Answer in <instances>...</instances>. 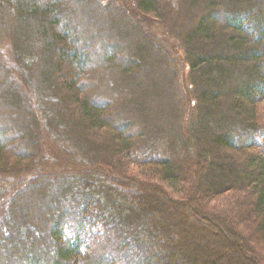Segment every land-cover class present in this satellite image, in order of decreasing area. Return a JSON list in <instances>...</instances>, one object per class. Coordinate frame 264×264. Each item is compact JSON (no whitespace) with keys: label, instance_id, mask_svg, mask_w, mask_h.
<instances>
[{"label":"trees","instance_id":"1","mask_svg":"<svg viewBox=\"0 0 264 264\" xmlns=\"http://www.w3.org/2000/svg\"><path fill=\"white\" fill-rule=\"evenodd\" d=\"M61 1L0 0V11L7 10L5 14L0 12L1 26L8 28L4 52L0 55L11 59L3 69L13 70L5 98L10 105L32 114L35 122L34 113H50L66 139L81 147L83 153L77 152L81 156L77 162L61 148L69 165L59 166L63 173L51 171L41 161L44 155L47 157L45 149H49L47 137L40 135L42 128L38 125L36 130L20 128L21 132H17L21 133L20 139L8 127L0 128V247L9 245L8 250L0 248V264H104L98 250L102 245L97 240L106 233L116 234L115 238L122 240L117 249L120 254L133 256V260H125L124 264H173L176 256L171 249L174 244L180 245L182 238L170 225H165L163 232L169 238L162 239L158 219L164 218L165 211L162 213L155 207L144 209V205L155 204L158 195L183 211L184 216L185 207L192 208L214 227L223 228L227 222V228L233 232L237 217L242 222L248 221L251 231H256L264 242V0L193 1L200 4L203 13L176 40L183 49L196 102L191 108L183 104V99L174 103L173 86H170V94L168 91L165 98L175 132L170 134L160 125L141 133L150 136L141 143L125 132L132 123L125 120L117 127L111 114L103 115L102 109L108 102L99 104L97 98L88 95L92 85L88 81L94 77L88 71L96 69L92 66L105 70L106 65H113L112 72L118 77L114 81L116 87L120 85L132 91L128 83L141 79L143 63L150 56L152 61L157 57L170 67H163L169 85L171 78L178 77L165 59L173 58L167 39L151 34L141 18L143 14L150 18L161 15L157 0H136L138 6L122 0V5L116 7L112 0L108 3L79 0L97 9V13L105 12L114 22L121 17L137 26L142 41L135 49V58L128 60L130 65L124 62L127 59H122L123 50H119L122 45L114 39H104L101 50L96 48L102 57H98L95 65L91 53L95 51L89 49L91 41L85 35V27L76 24L73 10H61ZM167 25L168 29L172 27ZM158 41L163 44L160 48ZM146 42L151 43V48ZM154 45L160 55L152 52ZM19 71L27 78H23V83L12 75ZM42 83L47 84V90H35ZM110 84L106 90L114 83ZM176 88L179 92V83ZM47 95L55 99L56 106L45 100ZM34 97L40 102L39 109L30 104ZM139 108L144 112L148 107L139 105ZM44 116L47 124L52 125L48 116ZM71 119L75 120L74 127L69 124ZM27 134L31 137L26 144ZM97 135L103 141H98ZM60 140L64 141L58 136L54 140L58 147ZM22 145L28 149H20ZM196 147L200 157L194 164L186 161L182 164L184 157L173 160L176 148L182 156ZM108 151L125 157L129 166L121 158L114 164L106 154L100 156ZM227 153L228 159L224 158ZM119 165L124 167L120 172L116 171ZM207 185L209 188L204 187ZM202 187L206 189L201 192L205 193L204 198L217 199L230 193L229 207L234 204L229 209L231 213L214 211L215 217L208 214L209 202L199 196ZM170 195L190 196V199L181 200V207L170 202ZM41 197L54 200L47 208L53 214L47 218L41 217L45 210L38 205L32 209L27 205L29 199L39 203ZM59 198L66 202L65 207L56 204ZM153 213H158V218L151 216L146 223L148 215ZM180 217L183 218L182 214ZM76 225L85 228L84 235ZM227 228L223 230L230 238ZM91 233L96 234V240H90ZM127 241L129 245L125 246ZM167 243L173 246L167 247ZM127 248L129 254L124 252ZM243 248L240 242L241 251ZM186 250L188 264H205L203 254L192 253V248ZM245 253L247 260L264 264L256 253Z\"/></svg>","mask_w":264,"mask_h":264},{"label":"rangeland","instance_id":"2","mask_svg":"<svg viewBox=\"0 0 264 264\" xmlns=\"http://www.w3.org/2000/svg\"><path fill=\"white\" fill-rule=\"evenodd\" d=\"M98 1L106 3L108 0H98ZM112 1L113 3H116L115 7L116 5L117 6L122 5L121 3L123 2L122 0H112ZM112 1H110V3ZM128 1H130L133 5L138 6V3L136 0H128ZM193 1L194 0H157L156 2L157 9L160 11L158 12V14L161 13V15L158 16L159 18L155 16L153 18H150V16H147L145 14H143L141 17L142 20L145 21V25H146L145 27L148 29L150 33L152 32L155 35L163 36V38L167 39L168 41L167 43L172 47L171 54L173 58L166 57L165 59L174 68L178 77L176 76V78H171L170 85L168 81L166 82L165 80V72L163 70V67L164 68L168 67L169 69L170 67L168 66V64H165L163 60L160 61V58L157 59V57L155 60L153 59L152 61L151 60L152 57L149 56V59L147 60V62L143 63V69L141 72L142 75L140 77L141 79L135 81V83L134 82L131 83V85L130 83H128V86L133 88L132 91L128 87L123 86L124 87L123 88L120 85L119 87L118 86L116 87L114 81H115V78L117 79L118 77L116 74H114V72H112L114 69L113 65H110V67L106 65L105 66L106 68L104 70V68H101L98 64L97 66L99 67L92 66L93 68H96V69L88 71L89 72L88 74L90 73L94 74L93 80L91 78L88 81L92 83L90 89L87 90L88 95L92 96V98L94 97V99L97 98V103L99 104H101L100 102H105V103L108 102L102 109L103 115L111 114V116L115 118L113 124H115L117 127L123 124L125 120H126V123L127 122L132 123L129 129L128 130L126 129L125 132L126 134H130L131 137L137 138L140 143L141 141L143 142V141L148 140V137L150 138V136L142 135L141 133H144V132L146 133L147 131L150 132L152 128L159 127L160 125L167 128L166 132L170 134L175 132L173 130L174 125L170 121V114L168 113V109H167L168 106L166 105V102H167L166 98L168 96V91L170 94V86H173V92H174L173 102L174 103L182 102L181 99H183V104L191 108V104H194L196 102V99L193 97V94H192L191 84L188 81V71H187V65L185 66L186 62H185V58L183 55V49L181 48V46H179L178 41L176 40L179 38L181 34H184L185 30L189 29L188 27H190L191 24L195 25L200 15H202L203 13V10H201L200 4L199 3L193 4ZM70 2L71 3L73 2L74 4L71 5ZM59 6H61V10L64 12L66 11L70 12L71 10H73L72 13H74V16H75L73 19L76 21V24L78 23V25L81 28L85 27V35H87L89 37L88 38L89 41H91L89 49L94 48L93 50L95 51L97 48L98 50H101L104 39H106L107 41L114 39L122 45L119 50L121 51L123 50L122 59H125V60L127 59V61H124V62L128 64L129 63L128 60H130L131 58H135L134 57L135 49L141 43L140 41H142L141 36L136 31L137 26L135 27L134 25L129 24L121 17H119V19H116V22H114L110 20L108 17H106L105 12L97 13L96 12L97 9L91 8V6H88L87 4L82 3L79 0H63L59 3ZM74 10H77V11L74 12ZM1 11L5 14L7 10L3 9ZM77 13L80 16L77 17ZM106 20L109 22L107 23ZM1 23L2 22H0V54L1 52H4V45H5L4 43H6L7 41L6 36L8 35V28L6 26L4 27L1 26ZM167 23L171 24L173 28L168 24L171 27V28L169 27L170 29H168V27L165 26L167 25ZM117 24H123V25H117ZM173 32H174V35L172 34ZM91 36L92 38L93 36H96V37L94 39H91ZM158 43H159V48L163 46L161 42L158 41ZM146 44L148 45L149 48H151V43L148 44L146 42ZM155 45H154V51L152 52H154V54L158 53L160 55V52L157 50V47ZM91 53L92 54L94 53L93 57H95L94 63L96 65V63L99 62L98 57L100 58L102 56L99 55L97 51L91 52ZM6 56L0 55V128L8 127L7 129H9L10 132H13V136L18 137L19 139L22 138V136L20 137L21 133L18 134L17 132H21V129L26 130V129H29L30 127H33V129L36 130L35 128H37L38 126L39 128H42V130H40L41 131L40 135L42 137L44 136L47 137L45 139L47 140L49 149H45V151L48 150L46 154L47 157H45L44 155L41 161H44V164L49 165L48 167L51 168V171H55V172L60 171V173L61 172L63 173L64 171L59 166L67 167L69 163H67V158L65 157L64 153L60 151V149L61 148L65 149L64 151L66 155H69L70 157H72L74 161L79 162L77 158L81 156L77 152L82 153V150L80 149L81 147L72 145L71 142H69L68 139H66L63 132L61 131V126L56 122L55 119L51 117L50 113H48L47 111H43L42 113H39L38 115L37 113H34L37 119V121L35 122L33 121L34 117L32 116V114L30 115V114L24 113L23 110L17 108L16 106L10 105L9 101L5 98V93H6L5 90L10 85V83H12L11 73L13 70L9 71L7 69H3V65L7 64V62L8 63L11 62V59L7 60ZM119 61L121 62L120 59H118V63ZM170 73H173V71H170ZM23 74H21L19 71V73L16 72L12 75H15L16 78L18 77L17 80H19L20 82L22 81L23 83V78L27 79L26 77L23 76ZM122 79L123 78H121L120 81L124 83ZM111 81L114 83L113 86L111 87V89L108 88L106 90L107 84L108 86H111L110 84ZM178 83H179V92L177 91V88H176V85ZM46 85H47L46 83L45 84L42 83L40 87L38 86L35 87V90H37L38 88L39 90L46 91L47 90ZM30 87H31V90L34 91V89L32 88V85H30ZM47 96H48L47 97L48 99H45V100L47 101L49 100L50 105L53 104L56 106V103H54L55 99L53 100L52 97H49V95ZM56 99H58V97H56ZM99 99H101L102 101H100ZM228 101L230 103H233L231 99ZM30 104H34L32 106H35V108L37 107L36 109L40 108V102L35 97L30 102ZM139 105H143L145 108L146 107L148 108H146V110L143 112L139 110L140 109ZM123 106H126L125 109L122 108V110L119 111V108ZM48 108L49 107H47V109ZM44 114H46L48 118L51 120L52 125H50V123L47 124V120ZM69 124L74 127L75 120L72 121L71 119V122H69ZM72 126H69V128ZM11 128L13 130H11ZM120 128H123V125L120 126ZM27 135L28 136H26V139L24 140V143L26 144L29 142L28 137H29V140L31 137L30 134H27ZM57 136L59 138H63L64 140V141L60 140L61 141L60 145L58 144L61 147H58L57 144L54 142V140H57ZM96 138L98 141L99 140L103 141L102 138L99 139L98 135L96 136ZM109 140L110 139L106 140L105 143L103 142L104 146H107L106 144H108L107 142H109ZM21 147L22 148L20 149L22 150L28 149V148H25L24 145H22ZM197 149L198 147H196L195 151L190 149L188 153L186 152L181 156L180 154L181 151L178 152L176 148L175 155H173V160L176 159V161H178L180 158L184 157L185 159L181 161L182 164L185 163L184 161L189 163V165L194 164L195 162H197V160H199V157H200L199 153L197 152L198 151ZM83 152L85 153V151ZM111 153L112 152H109V151L101 152L100 156L103 154H106V157L108 158V160L113 161L114 164L117 163L116 159L118 158H121L122 159L121 162H124V164L128 162L125 157L119 156L117 154H111ZM225 156L224 158L228 159L227 156H230V155H228L227 153L225 154ZM127 164L129 166V163ZM182 164L176 162V165L178 166V168L181 167ZM130 165H134V164H130ZM123 168L124 167L120 166L118 170L116 171L120 172V170H122ZM131 169H134V166H132ZM184 177L185 176H183L182 178ZM186 186L188 187L189 185L186 184ZM208 186L209 185L204 186V187L209 188ZM203 190H206V189H203L202 187L200 189V194H199V196L202 199L204 198V194H205V193L204 194L201 193L203 192ZM229 196H230V193H227L217 199L212 198V197L204 198V200H207L206 202H209V205L206 208V211H208V214H212L214 216V213H213L214 211H217V213H222L224 211H228L231 213L229 209L230 207L233 208L234 204L232 203L231 206L229 207L230 205V201L228 198ZM172 197L174 196L170 195L169 197L171 198L170 202L178 204V205L181 204L180 205L181 207H182L181 200L190 199V196L182 197V195L175 196L174 198ZM36 201L34 202L33 200L29 199V201H27V205L31 209L36 205L44 209L45 212H43L41 217L47 218L49 214L51 215L53 214V212L51 213V211L47 208L54 202V200H52L51 198L47 199L45 197H41L39 203ZM195 201L196 202L199 201L197 197L195 198ZM154 202L155 204L144 205V209L155 207V208L160 209L162 213L163 211H165L164 218L162 220L158 219V222L160 224L159 231H161L162 233L160 237L162 239L169 238L167 233H165V231L163 232V230H164L165 225H170L168 227L169 228L172 227V230H174V232H177L179 237L182 238V239L180 238L181 239L180 245L174 244V248L171 249V251L175 250V256H176L173 261V264H188L185 258L186 256H188V253L186 250L187 248H192V253L194 254L195 253L197 255L203 254V257H204L203 261L205 264H215L217 262L218 264H254L250 260L246 259L245 252L256 253L259 256V258L264 260V242H262L261 238L258 237V233L256 231H254V233L251 231L248 225L249 223L248 221L247 223L242 222L237 216H234V217H237L238 220H235L236 225L233 224L232 226L233 232L232 230L228 229L229 227L227 228V226H229L227 222L225 224L223 223L224 225L220 222L224 226L223 228H227L230 235L233 236V237L230 236L229 238L225 235V232H224L225 230H223L222 227H214L208 221L204 220L199 215H197L194 212L195 210L193 211L192 208L190 207H185L186 213L184 216L183 211L180 212L179 208L176 209L175 207L172 206V204L171 205L168 204L166 199H163L159 195L156 196V201ZM59 203L61 204L62 207H65L64 205L66 202H64L63 199L61 198L56 199V204H59ZM56 213L57 211L54 212V215ZM21 214H22V211H21ZM181 214L183 218L180 217ZM151 216L152 218H155L156 216L158 218V213L157 214L153 213L152 215H148L149 218L147 219L146 223L149 222V220L151 219ZM188 218H189V221H188ZM75 227L76 229L77 227L81 228L80 225L79 226L76 225ZM78 230L80 233H82V235H84L83 233L86 232L84 227L83 229L81 228ZM72 234H74V232ZM115 235L116 234L106 233L104 236H102L101 240H97V242L100 241V244L102 245V247L98 250L100 251L99 254L101 255V259L104 264H108L110 261L111 262L114 261L111 264H124L125 260H128V259L133 260V256L129 255V258H128L125 256L124 253H121V254L119 253L118 247L121 246L120 241L122 240L120 238L118 239L117 236L115 238ZM185 236H186V239L188 241L190 240L192 244L194 245L187 243ZM90 237H91L90 240H96V234L92 235L91 233ZM240 242H242L244 246L243 248L244 251H241L240 249ZM128 245H129V242L127 241V244H125V246H128ZM8 246L9 245H7L6 243L2 245L0 248L2 250H8L7 248ZM170 246H173V245L170 243H167V247H170ZM130 250H132L131 247H130ZM124 252L129 254L128 248ZM189 258H194V257H189Z\"/></svg>","mask_w":264,"mask_h":264}]
</instances>
